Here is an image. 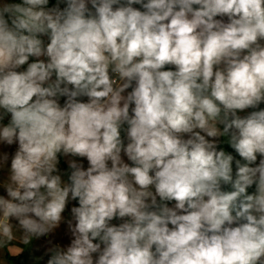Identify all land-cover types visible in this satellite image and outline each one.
<instances>
[{
	"label": "clouds",
	"instance_id": "1",
	"mask_svg": "<svg viewBox=\"0 0 264 264\" xmlns=\"http://www.w3.org/2000/svg\"><path fill=\"white\" fill-rule=\"evenodd\" d=\"M61 229L36 264H264V0H0V264Z\"/></svg>",
	"mask_w": 264,
	"mask_h": 264
},
{
	"label": "rangeland",
	"instance_id": "2",
	"mask_svg": "<svg viewBox=\"0 0 264 264\" xmlns=\"http://www.w3.org/2000/svg\"><path fill=\"white\" fill-rule=\"evenodd\" d=\"M11 151V149H9ZM55 239L58 242L67 243V237L64 236L63 230H59L54 236L41 238L40 240H34L31 246H23L24 251L19 255L5 254L4 258L7 260L6 264H20L19 257L25 255L26 261L24 264H36L37 258L40 257L45 248L47 247V240ZM42 264V262H41Z\"/></svg>",
	"mask_w": 264,
	"mask_h": 264
},
{
	"label": "trees",
	"instance_id": "3",
	"mask_svg": "<svg viewBox=\"0 0 264 264\" xmlns=\"http://www.w3.org/2000/svg\"><path fill=\"white\" fill-rule=\"evenodd\" d=\"M62 165H63V160H62ZM19 258H20V259H19L20 264H24L25 261H26V257H25V255L20 256Z\"/></svg>",
	"mask_w": 264,
	"mask_h": 264
}]
</instances>
